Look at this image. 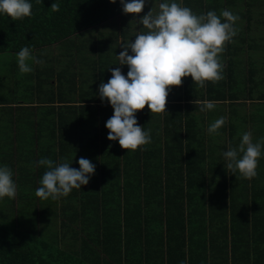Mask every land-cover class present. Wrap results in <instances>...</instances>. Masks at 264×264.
I'll list each match as a JSON object with an SVG mask.
<instances>
[{
	"label": "trees",
	"instance_id": "16d2710c",
	"mask_svg": "<svg viewBox=\"0 0 264 264\" xmlns=\"http://www.w3.org/2000/svg\"><path fill=\"white\" fill-rule=\"evenodd\" d=\"M212 1L235 7L232 10L239 7V3L232 6V0ZM30 2V17L13 21L0 14V54H18L25 46L34 54L84 34L93 40L92 49L99 53L95 63L100 65L103 57H110L106 50L112 41H131L127 33L135 17L123 13L120 0ZM153 2L157 1L145 0V7ZM52 3L59 4V11L51 10ZM192 4L198 9L200 2ZM212 8L208 6L203 14ZM32 78L37 80L31 86ZM228 84L223 79L207 82L200 98L223 102ZM43 86L34 74L29 81L13 85L6 101L0 100V166L11 169L17 186L14 199H0V264H242V260L264 264V171L257 167V176L245 180L223 164L208 170L212 161L201 144L205 131L190 109L196 107V96L184 91L183 97H177L179 91L173 87L165 113L151 114L147 106L136 113L138 125L150 130L151 143L133 153L122 149L117 153L116 145L105 151L113 143L105 127L113 114L108 106L100 107L98 120L82 121V127L61 114L56 122L46 115L44 105L20 103ZM229 98L238 102L235 96ZM78 128L77 137L65 132L76 133ZM161 131L173 135L174 151L163 152L156 146L154 135ZM184 133L188 139L182 148ZM96 140L102 143L99 154L94 152ZM81 157L95 167L87 185L58 200L36 197L46 171L36 166L37 161L72 162L70 166L78 169ZM29 202L35 209L20 208ZM4 210L16 222L3 220Z\"/></svg>",
	"mask_w": 264,
	"mask_h": 264
},
{
	"label": "clouds",
	"instance_id": "9594fccd",
	"mask_svg": "<svg viewBox=\"0 0 264 264\" xmlns=\"http://www.w3.org/2000/svg\"><path fill=\"white\" fill-rule=\"evenodd\" d=\"M115 3L116 0H110ZM124 14L139 16L145 0H120ZM30 0H0V14L13 21L32 15ZM52 11H59V4L52 3ZM240 19L230 10L215 11L197 15L186 6L165 0L136 20L142 26L134 40L121 46L117 56L120 66L128 67L127 75L120 67L111 71L107 83L101 82L98 95L101 101L107 100L113 114L105 124L107 139L117 141L125 151H135L151 143L150 130L145 131L136 120V113L146 106L151 114L165 113L169 90L179 87L182 79L191 77L193 83L204 88L206 82L216 83L223 79V66L220 55L225 45L237 35L235 27ZM131 53V54H129ZM17 64L21 74L32 72L28 63L42 64L43 61L32 56L25 46L17 54ZM200 111L212 110L214 101H201ZM225 117H220L207 128L210 135L218 134L224 125ZM261 141L253 142L250 132H244L237 147L229 144L223 153L226 168L239 174L242 179L251 180L257 176L258 160L261 157ZM79 168H73L69 162L54 163L42 158L37 167L46 169L35 191L41 200H58L67 197L73 189H81L89 183L95 167L90 160L81 157L77 161ZM13 173L7 166H0V199H14L17 186Z\"/></svg>",
	"mask_w": 264,
	"mask_h": 264
},
{
	"label": "crops",
	"instance_id": "0c3cea01",
	"mask_svg": "<svg viewBox=\"0 0 264 264\" xmlns=\"http://www.w3.org/2000/svg\"><path fill=\"white\" fill-rule=\"evenodd\" d=\"M258 4H260L261 7H259ZM263 9L264 4L261 3L251 5L243 3L237 9H235L236 11H232V13L238 15L240 19L235 24V27L238 30L237 35L233 37L232 42H229L225 45V50L220 55V60L223 66V82H229L228 86L224 89L226 94L228 92V96L225 101H214L215 107L212 110L202 112L200 111V102L205 101V99L200 98V95L204 93L207 82L205 87L201 88L197 84L193 83L191 77H187L182 79V84L179 87H175L179 91L177 97H183L184 91L185 93L189 92L191 96H196V107L194 106V108L190 109L192 112L196 111L195 115H197V117L193 116V119H196V123L198 122V127L205 131V137L201 144H203V148H205V154L208 155L209 160L212 161L210 162L211 164L209 163L208 165V170H210L212 166L213 169L214 167H221L222 164L224 165L223 168L226 166V161L224 159L222 160L220 155H223V153L228 150L229 144H231L232 147L238 146L241 138L240 135L245 132L243 129L244 126L241 125L252 124L255 130H257V132H252L247 128L248 132H250L252 135V140L254 143L261 141L262 139L258 130L259 128H261V130L264 128ZM135 20H138L137 16L132 21V24L135 23ZM141 30H143L141 25L133 24V28L130 29L129 33H127L131 38V41L134 40L133 31L134 33L138 34V32ZM83 38L85 41H89L93 46L92 39L85 38V35H83ZM122 42L123 41L121 39H118L116 41H112L111 45L108 46L109 48L106 51H108L110 54L109 56L112 57V59L117 61L108 69L100 68V65L106 66L110 62L109 60L104 59V62L102 61V64L100 65L97 62L95 63L98 58L96 54L99 53L94 49H90L93 54L91 65H88L86 61L87 54L90 53L88 50H76V56L81 55L82 57L81 62L71 59L73 56V51L67 49L81 45V38H72L64 43H61V45L57 44L49 48L47 47V50L43 49L39 52L41 57L58 58L62 55L66 61L65 67L59 69L55 67V63H52V68L47 67V77L49 79V84H44L41 90L38 89L37 93L33 91L31 96L28 97L27 101H21L20 103H30V106L39 103L41 107L44 105L48 110L45 111L49 118L55 119V121L61 120V117L65 121L69 122L78 121L79 127H82V121H85V123L89 124L91 119L98 120L99 111L101 110L100 107L108 106V108H110L109 110L111 114L113 109L107 100H104L103 102L101 101L98 95V88L101 82H108V80L111 78V71L116 67H120L122 74L125 76L127 75L128 67L126 65L120 66L117 59V56L122 50L118 47L121 48L123 44L129 41L127 40L125 43ZM106 47L107 45L104 49H106ZM67 60H69L70 64ZM66 67H69L72 72L70 71L71 73H68ZM79 70L84 71L80 74ZM32 73V75L37 74L39 76L40 71H37V68L35 67ZM103 75L104 77H102ZM35 80H37V78L31 79V86L36 82ZM229 95H231L232 98L235 96L236 98L234 99L238 102H232L233 99L229 98ZM12 105L15 106V104ZM146 110L149 112L147 107ZM219 110L224 113L223 117H225V123L220 128L219 135H210L207 133V128L212 122L218 119L213 115L215 112H220ZM59 114H61V117ZM231 122L233 124H229ZM78 129H76V133L69 130H65V132L67 134H74L77 137L78 131L80 132V129ZM160 129L162 130V125L160 126ZM231 132L233 133L231 134ZM181 138L182 148H185L188 137L184 133L181 135ZM173 139V135L164 136L162 131L160 134L154 135V142L156 146L163 152L174 151L176 144ZM190 139H192V135L190 136ZM73 140H75V137L72 136V141ZM95 142L96 146L94 152L99 154L103 151L102 143H100L99 140H96ZM196 144H199V142ZM115 145V152L122 153L117 141L110 143V146L108 145L105 151L109 148L112 150L113 146ZM198 149L199 148L194 146L195 151ZM126 152L133 153L134 151L129 150ZM67 153L68 151L66 150V154ZM98 159L102 161V157H98ZM241 198H244V196H241ZM259 244L261 246V243ZM258 261H261V259L258 258ZM245 263L246 262L242 260V264Z\"/></svg>",
	"mask_w": 264,
	"mask_h": 264
},
{
	"label": "rangeland",
	"instance_id": "374dc122",
	"mask_svg": "<svg viewBox=\"0 0 264 264\" xmlns=\"http://www.w3.org/2000/svg\"><path fill=\"white\" fill-rule=\"evenodd\" d=\"M154 1H157V2H153L152 4L146 5V7H144V9L142 11L143 14H147L151 10V8L153 9V11L155 13L156 11H158V6L160 4L158 2H161V1L165 2V0H154ZM181 1H184L185 5ZM195 1L200 2V5H198V9L194 4H192V3H194V0H191V1L190 0L189 1H187V0H175V2H177V3L180 2L182 6H186L187 4H189V6L187 5L186 7H189L193 11V13H195L197 15L203 14L204 9H206L208 6H213L214 8H212V10L215 11L217 13V15H219L222 10H230L232 12L233 11L232 9L235 8V7L224 8V4H220L219 6H217V3L213 2L212 0H195ZM169 2H171V0H169ZM187 2H191V3H187ZM241 2H242V4L245 2L256 4L259 2H264V0H232L233 4H231V5L235 6L239 3V6H240ZM258 5H259V7H261L260 4H258ZM263 12H264V9H263ZM135 24H138V22L136 20H135ZM242 30H244V29H242ZM116 31H117V28H116ZM83 35L84 34H79V37L82 40V43H81L82 47H81V45H78L77 47H74V48L70 47L67 49V50L70 49L73 51V56L71 57V59L77 60L79 62L82 61V57H81V55L76 56V50L78 51V50L84 49V50L90 51V49H92V47H93L89 41L84 40ZM101 36L104 37V34L102 32H101V35L99 37L101 38ZM85 37H87V36H85ZM101 41H104V38H102ZM59 45H61V44H59ZM104 47H105V45H102V48H104ZM45 50H47V48H45ZM32 56L43 61L42 64H34L31 61H29L28 63L30 64L32 69H34L36 67L37 71H40L39 77L41 80H43V83L45 85L49 84V82H48L49 79L47 77V67L52 68V63H55L56 64L55 67L60 69V68H64L65 64H66V61L62 55L58 58H55V57L48 58V57H41L39 55V52H35L34 54H32ZM16 57H17V54H9V53L0 54V100L6 101V99L9 98V97H7L8 94L10 93V95H12V92H14L11 89V87L13 85H20L24 82L29 81L30 76L33 74L32 73L33 70L31 73L21 74L19 71V68H18ZM103 58L106 60H109L110 62L106 66L100 65V68L108 69L109 67L113 66V64H115L117 62L116 60L112 59V57H103ZM92 59H93V54L90 51V53L87 54V60H86L88 65H91ZM67 61L69 62V60H67ZM69 64H70V62H69ZM66 69H67L68 73L72 72L69 67H66ZM83 71L84 70H79V73L81 74ZM102 77H104V75ZM27 99L25 101H27ZM232 122L229 124H233ZM241 126H244L243 129L245 130V132H248L247 128L249 130H251L252 132L253 131L257 132V130H255V128L252 124L251 125H241ZM258 131L260 132L259 133L260 136L262 138H264V132H262L261 128H259ZM219 132H220V129L218 130V135H219ZM240 136H242V134ZM258 167L264 171V144H262V147H261V157L258 160ZM214 168H216V167H214ZM217 177H220V176L218 175ZM227 184H230V183H227ZM31 205H32V202H29V204L24 203L23 205L20 206V208H22L24 210L28 209V211L29 210L32 211L33 209H35V207H33ZM7 207H9V205H7ZM2 214L6 215V216H2L3 220L11 219V220H13V222H16V219L9 212L4 210V211H2Z\"/></svg>",
	"mask_w": 264,
	"mask_h": 264
}]
</instances>
